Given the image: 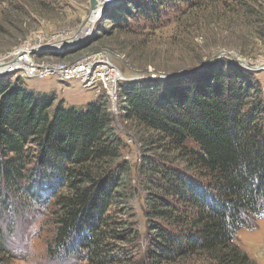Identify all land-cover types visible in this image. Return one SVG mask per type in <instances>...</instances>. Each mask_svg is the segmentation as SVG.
<instances>
[{
	"label": "trees",
	"instance_id": "obj_1",
	"mask_svg": "<svg viewBox=\"0 0 264 264\" xmlns=\"http://www.w3.org/2000/svg\"><path fill=\"white\" fill-rule=\"evenodd\" d=\"M201 2L118 0L103 19L117 29L138 21L157 29ZM232 2L248 11L264 0ZM256 73L217 60L120 84L119 122L151 131L176 157H144L142 253L151 264H256L235 242L264 213V85ZM11 76L0 77V205L50 203V255L119 264V242L131 245L139 230L129 221L135 190L107 99L53 107L54 96Z\"/></svg>",
	"mask_w": 264,
	"mask_h": 264
},
{
	"label": "rangeland",
	"instance_id": "obj_2",
	"mask_svg": "<svg viewBox=\"0 0 264 264\" xmlns=\"http://www.w3.org/2000/svg\"><path fill=\"white\" fill-rule=\"evenodd\" d=\"M89 3L90 0H0V63L4 64L1 59H8L18 47L41 43L46 56L35 58L39 62L72 61L83 53L105 50L127 79H166L170 77L160 74L195 67L204 59L227 52L247 64L221 55L197 70L217 60H228L256 71V77L264 85V70L254 68L264 67V3L245 11L232 0H203L190 11L169 15L157 29L138 21L125 30L103 19L104 11L118 0H100L98 6L102 9L106 6L104 11L98 7L100 15L93 30L76 45H69L71 34L82 27L91 13ZM60 35L65 42L61 53L52 50L51 45ZM17 75H12V80ZM19 77L26 89L54 96L53 107L62 103L82 110L103 94L95 88L83 87L77 80L59 81L55 75ZM107 103L112 111L110 101ZM115 109L117 119L113 118L112 127L123 141L120 162L127 164V181L135 190L129 202L133 213L129 221L133 220L139 230V238L131 245L130 240L128 244L119 242V247L123 246L119 264H151L142 253L146 224L142 211L147 174L144 157L166 162L176 157L174 151L164 152L158 146L151 131L132 122L120 123L119 106L115 105ZM51 209V204L43 200L31 204L14 200L11 205H0V236L7 249L5 257L0 255V264H87L84 260L50 255L48 248L54 233ZM235 242L256 264H264V213L253 222L252 228L239 230Z\"/></svg>",
	"mask_w": 264,
	"mask_h": 264
},
{
	"label": "built area",
	"instance_id": "obj_3",
	"mask_svg": "<svg viewBox=\"0 0 264 264\" xmlns=\"http://www.w3.org/2000/svg\"><path fill=\"white\" fill-rule=\"evenodd\" d=\"M107 1V0H106ZM104 4V3H103ZM99 7V10L104 11ZM93 10L91 11V13ZM90 13V14H91ZM100 15L99 11L97 16L91 21L87 17L86 22L82 24L76 31L69 37L67 42L69 45H76L79 43L83 35H88L94 28L97 17ZM64 37L57 36V40L52 41V50L61 53L65 42H62ZM41 43L34 45L28 44L26 47H18L10 53L8 59H1V61L8 62L4 69L0 68V76L3 74L15 75L25 77H38L43 78L49 75H55L59 81L67 82L71 80L79 81L83 87L95 88L97 92L102 91V95L110 101L113 106L112 112H116L115 105L118 99L116 94L119 90L120 84L126 82L127 79L121 72L120 68L114 63L108 51L96 50L89 53H83L78 59L72 61H63L59 63H45L36 61L35 58L45 57ZM34 57V59L32 58ZM133 80V79H131ZM116 119L117 115L114 113Z\"/></svg>",
	"mask_w": 264,
	"mask_h": 264
},
{
	"label": "water",
	"instance_id": "obj_4",
	"mask_svg": "<svg viewBox=\"0 0 264 264\" xmlns=\"http://www.w3.org/2000/svg\"><path fill=\"white\" fill-rule=\"evenodd\" d=\"M95 0H90V9L93 10V7H94V2ZM221 55H226L227 57H229L230 59H232L233 61H236L238 63H240L241 65H246L247 63L239 58H236L234 57L233 55L227 53V52H222L221 54H216L212 57H209L207 59H204L199 65L195 66V67H190V68H182V69H179V70H176L174 72H171V73H161L160 76L162 77H171V76H175V75H178L180 73H185V72H191V71H195L197 70L198 68L202 67L204 64H206L207 62L211 61L213 58H218L220 57ZM256 68V70H264V67H254Z\"/></svg>",
	"mask_w": 264,
	"mask_h": 264
},
{
	"label": "bare ground",
	"instance_id": "obj_5",
	"mask_svg": "<svg viewBox=\"0 0 264 264\" xmlns=\"http://www.w3.org/2000/svg\"><path fill=\"white\" fill-rule=\"evenodd\" d=\"M99 1L100 0H95L94 2V7H93V12L89 15V17H90V20L92 21L96 16H97V14H98V4H99ZM92 11V10H91ZM86 22V21H85ZM87 23V22H86ZM4 62V61H3ZM9 62V61H8ZM8 62H4V64H2V63H0V68L2 69H4L8 64H10V63H8Z\"/></svg>",
	"mask_w": 264,
	"mask_h": 264
}]
</instances>
